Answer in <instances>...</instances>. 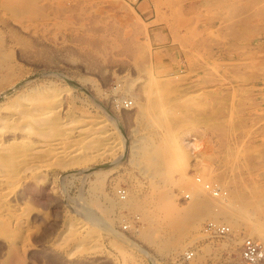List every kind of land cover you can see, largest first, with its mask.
Returning a JSON list of instances; mask_svg holds the SVG:
<instances>
[{
    "label": "rangeland",
    "instance_id": "obj_1",
    "mask_svg": "<svg viewBox=\"0 0 264 264\" xmlns=\"http://www.w3.org/2000/svg\"><path fill=\"white\" fill-rule=\"evenodd\" d=\"M0 69V264H244L253 230L228 229L194 176L237 177L235 203L264 220V0H0ZM14 104L49 120L9 118ZM145 138L162 174L137 161ZM196 187L208 206L187 231ZM210 219L226 233L202 234Z\"/></svg>",
    "mask_w": 264,
    "mask_h": 264
},
{
    "label": "bare ground",
    "instance_id": "obj_2",
    "mask_svg": "<svg viewBox=\"0 0 264 264\" xmlns=\"http://www.w3.org/2000/svg\"><path fill=\"white\" fill-rule=\"evenodd\" d=\"M60 1V0H59ZM38 2V1H37ZM53 2V1H52ZM120 3V2H119ZM36 4V3H35ZM29 5V4H28ZM56 5H59V4H56ZM192 11V10H191ZM113 13V12H112ZM183 13V12H182ZM186 13V12H185ZM212 33V32H211ZM11 53V52H10ZM21 55V54H20ZM1 61H3V60H1ZM12 61V60H11ZM7 62V61H6ZM5 66V65H4ZM14 72V71H13ZM16 72V71H15ZM0 74H1V69H0ZM4 74V73H3ZM2 75V74H1ZM9 75H11V74H9ZM2 77V76H1ZM9 77H11V76H9ZM13 77H14V75H13ZM17 77V76H16ZM19 78V77H18ZM15 79V78H14ZM10 81H11V79H10ZM15 81V80H14ZM17 81V80H16ZM3 82V81H2ZM13 82V81H12ZM7 83H9V81H8V78H7ZM3 84V83H2ZM6 84V83H5ZM4 84V85H5ZM10 85V84H9ZM7 86V85H6ZM148 87V86H147ZM3 88V86L1 87L0 86V90ZM5 88V87H4ZM129 89V88H128ZM157 91V90H156ZM158 92V91H157ZM128 93V92H127ZM24 94V93H23ZM20 95V94H19ZM41 95V96H40ZM39 96L40 97H42L43 95L42 94H40ZM46 96V95H45ZM10 98V97H9ZM12 98V97H11ZM133 98V97H132ZM28 99H33V96H32V98L30 97V98H28ZM43 99V98H42ZM30 100H28L29 102H30ZM38 100H40V98L38 99ZM26 101V100H25ZM35 101V100H34ZM162 101V100H161ZM19 102V101H18ZM156 102V101H155ZM15 103V102H14ZM23 103V102H22ZM26 103V102H25ZM158 103H159V101H158ZM49 104V103H48ZM155 104V103H154ZM13 105V104H12ZM28 105V104H27ZM140 105V104H139ZM156 105H158V104H156ZM6 106H8V105H6ZM25 106V105H24ZM37 106H38V104H37ZM150 106V105H149ZM9 107V106H8ZM38 108H39V106H38ZM54 108V107H53ZM139 108V107H138ZM53 110V109H52ZM152 110V109H151ZM41 111V110H40ZM49 111V110H48ZM230 111V110H229ZM46 110L44 111V110H42L40 113H39V111L37 110V108L36 107H34V106H30L29 108H27V107H25V108H23V107H21L19 104H14V106L12 107V111H11V113L9 114L10 116H9V118H13V119H15V120H21V119H24V120H30V121H33V122H35V123H46L48 120H46L44 117H45V115H46ZM165 113V112H164ZM38 114H40V115H38ZM47 114H49L48 112H47ZM177 114V113H176ZM179 114V113H178ZM228 116H229V114H228ZM9 118L7 119V120H9ZM47 118V117H46ZM49 118V117H48ZM60 119V118H59ZM149 119V118H148ZM148 119L146 120L147 122H148ZM152 119V118H151ZM1 120V119H0ZM19 120V121H20ZM57 120V119H56ZM68 120V119H67ZM154 120V119H153ZM4 121V120H3ZM54 121V120H53ZM60 121V120H59ZM58 121V122H59ZM63 122H64V120H62ZM152 121V120H151ZM10 122V121H9ZM50 122V121H49ZM48 122V123H49ZM75 122V121H74ZM77 122V121H76ZM155 122V121H154ZM61 123V122H60ZM60 123L58 124V126L60 125ZM52 124V123H51ZM97 124V123H96ZM158 124V123H157ZM166 124V123H165ZM38 125H40V124H38ZM45 125H47V124H45ZM86 126V125H85ZM51 127V126H50ZM56 128H57V125L55 126ZM79 127H81V126H78V128ZM12 128V127H11ZM23 128H25V127H23ZM45 128V130L46 129H48V128H46V127H44ZM159 128V127H158ZM28 129H30V127L28 128ZM40 129H42V128H40ZM83 129H86V128H83ZM18 130V129H17ZM26 130H27V128H26ZM88 130V129H87ZM16 131V130H15ZM14 131V132H15ZM29 131V130H28ZM30 131H32V129L30 130ZM60 131V130H59ZM49 132V131H48ZM45 133H47V132H45ZM98 133H100V132H98ZM172 133V132H171ZM170 133V134H171ZM72 134V133H71ZM104 134V133H103ZM38 135V134H37ZM63 135L65 136V134L63 133ZM30 136V135H29ZM32 136V135H31ZM47 136H50V135H47ZM46 136V137H47ZM53 136V135H52ZM59 136V135H58ZM20 137V136H19ZM45 137V136H44ZM61 137H62V134H61ZM23 138V137H22ZM51 138V137H50ZM65 138V137H64ZM70 138H72L71 136L69 137V139ZM88 138V137H87ZM137 138V137H136ZM2 139V138H1ZM5 139V138H4ZM17 139V138H16ZM26 139H27V136H26ZM55 139V138H54ZM60 139V138H59ZM66 139V138H65ZM64 139V140H65ZM148 139V138H147ZM29 140V139H28ZM31 140V139H30ZM35 140V139H34ZM53 140V139H52ZM51 140V141H52ZM64 140H62V141H64ZM67 140V139H66ZM141 140H143V144H142V147L139 145V148H140V150H138V152L140 151V157L139 158H137V161H138V159H139V162H140V159H141V162L143 163V165L145 166L144 167V169L146 170V171H150L151 173H156L157 174V172H159V170H160V158L158 159L157 158V156H158V152H154L153 151V149H154V147H155V145H153V147L150 145V144H153V142H152V139L150 140V142H152V143H150L148 140H146V138H145V140L144 139H141ZM140 140V141H141ZM176 140V139H175ZM15 141V140H14ZM20 141V140H19ZM42 141H44V140H42ZM56 141V140H55ZM54 140H53V142L56 144V142H55ZM58 141V140H57ZM1 142V141H0ZM30 142V141H29ZM60 142H61V140H60ZM59 142V144L61 145V143ZM73 142V141H72ZM171 142V141H170ZM173 142V147L175 146L174 145V141H172ZM4 143V142H3ZM2 143V144H3ZM26 143V142H25ZM58 143V142H57ZM63 143V142H62ZM65 143V142H64ZM106 143V142H105ZM164 143V142H163ZM165 143H166V141H165ZM176 143V142H175ZM2 144H0V145H2ZM27 144V143H26ZM59 144H57V145H55V148H57L58 150H60L61 149V146L59 145ZM68 144V143H67ZM104 144V143H103ZM156 144H158V143H156ZM162 144V143H161ZM170 144V143H169ZM50 145H51V142H50ZM49 145V146H50ZM63 145V144H62ZM64 145H66V143L64 144ZM63 145V146H64ZM132 145V144H131ZM137 145V146H138ZM165 145V144H164ZM12 146V145H11ZM37 146V145H36ZM42 147H44L43 145H41ZM52 146V145H51ZM51 146H50V150H54V148L53 149H51ZM57 146V147H56ZM60 146V147H59ZM158 146V145H157ZM167 146V145H166ZM165 146V147H166ZM168 146H170V145H168ZM167 146V147H168ZM39 147V146H38ZM41 147V148H42ZM45 147H47V145L45 146ZM69 147H72V146H69ZM131 147V146H130ZM134 148V147H133ZM155 148H157V147H155ZM159 148V147H158ZM163 148V147H162ZM34 149V148H33ZM32 148H31V150H33ZM37 149V148H36ZM57 149H55V150H57ZM62 149H64V151H65V148H62ZM111 149V148H110ZM136 149V148H135ZM163 149H165L166 150V148H163ZM162 149V150H163ZM168 149V148H167ZM2 150V148L0 147V151ZM4 150V149H3ZM35 150V149H34ZM42 150H43V148H42ZM49 150V149H48ZM54 150V151H55ZM57 150V151H58ZM99 150H100V148H99ZM161 150V151H162ZM11 151V150H10ZM29 151V150H28ZM53 151V152H54ZM61 151V150H60ZM63 151V150H62ZM61 151V152H62ZM68 151V150H67ZM156 151V150H155ZM168 151V150H167ZM17 152V151H16ZM51 152V151H50ZM71 152V151H70ZM137 152V151H136ZM165 152V151H164ZM169 152H170V150H169ZM22 153V152H21ZM32 153V152H31ZM47 153V152H46ZM49 153V152H48ZM57 153H60V152H57ZM108 153V152H107ZM162 153H163V151H162ZM69 154V153H68ZM157 154V155H156ZM221 154V153H220ZM58 155V154H57ZM138 155V154H137ZM167 155V154H166ZM19 156V155H18ZM28 156V154L26 155V157ZM51 156V155H50ZM67 156V155H66ZM69 156V155H68ZM163 156V155H162ZM161 156V157H162ZM20 157V156H19ZM45 157V156H44ZM47 157V156H46ZM8 158H9V156H8ZM32 158V160H33V158L35 159V157H31ZM63 158V157H62ZM19 160H20V158H19ZM23 160V159H22ZM25 160V159H24ZM29 160V159H28ZM163 160V159H162ZM217 160V159H216ZM219 160V159H218ZM3 161V162H2ZM35 160H33V162H34ZM50 161V160H49ZM8 161H6V159H3V156H2V160L0 161V163H3V165L4 164H6ZM18 162H20L21 163V160L20 161H18ZM29 162V161H28ZM27 162V163H28ZM33 162H31L30 161V163H33ZM140 162V163H141ZM164 162V161H163ZM9 163H11V161L9 160ZM8 163V164H9ZM19 163V164H20ZM22 163H24L25 165H26V163L25 162H22ZM45 163V162H44ZM18 164V165H19ZM23 164V165H24ZM216 164H217V162H216ZM22 165V166H23ZM139 165V164H138ZM163 165V164H162ZM2 166V165H1ZM9 166V165H8ZM11 166V165H10ZM21 166V165H20ZM45 166V165H44ZM28 166H26V168H27ZM164 167V166H163ZM13 168H14V164H13ZM17 168V167H16ZM31 168V167H30ZM162 168V167H161ZM216 168H217V166H216ZM165 169V168H164ZM210 169V168H209ZM218 170V169H217ZM7 171V170H6ZM3 172H5V171H3ZM15 172H17L16 170H15ZM6 173V172H5ZM162 174L163 172H159V174ZM1 174V173H0ZM8 174V173H7ZM158 174V175H159ZM9 175H13V174H10L9 173ZM205 177H207V178H210L212 181H216L218 184H220L225 190H226V195L224 196V197H221V198H217L218 200H219V202L218 203H220L221 205H222V207H219V208H226V209H218V211H222L221 212V214H223L224 213V220H223V222L225 221L226 222V224L227 225H229V227L227 226V228L228 229H232V227H233V229H235L234 227H238V225H240V223H242L243 222V224H245V225H248L249 227H251V229L253 230V232H254V235L256 236V238H257V240H259L261 243H263L264 244V220H261L259 217H258V214H257V211H259L256 207H254V205H251V207H250V204H249V201H247L246 200V198L245 199H243L244 201L242 202V204L241 205H238V204H236L235 203V200L236 199H238L242 194H241V192L244 190V185H243V183H240L239 184V180H238V178L237 177H235V176H233V175H231L230 173H225V172H216V171H214V173H209V171H207V170H205ZM5 176H6V174H5ZM4 176V177H5ZM154 176V175H153ZM160 176V175H159ZM201 176V175H200ZM4 177H1V178H4ZM12 178H13V176H11ZM15 177V176H14ZM163 177V176H162ZM202 177V176H201ZM7 178H8V180L10 181V178H9V176H7ZM167 178V177H166ZM14 179V178H13ZM205 179V178H204ZM13 181V180H12ZM6 182V181H5ZM196 182V181H195ZM194 182V183H195ZM5 184V183H4ZM158 184V183H157ZM196 185H200L201 187H202V185L201 184H199V183H195ZM242 184V185H241ZM7 185V184H6ZM12 185V184H11ZM200 186H198V187H200ZM197 188V187H196ZM6 189V188H5ZM194 190H195V188H193ZM202 189H203V187H202ZM202 189H200V188H197L196 189V191H195V194L193 195V197L191 198V200L188 202V204L186 205V207L184 208V209H186V211H184V213H177V216H176V220H179L180 222H182L183 224H181L182 226L184 225V222L186 221V223H185V227H188L187 228V231L189 230V229H191V228H193V226L194 227H196V225L199 223V221H200V218H201V213H203L204 211H206L205 209H207L206 207L208 206L207 204H208V201H207V198L205 197V195L203 194V190ZM154 190V189H153ZM163 192V191H162ZM248 192V191H247ZM166 193H167V191H166ZM242 193H244V192H242ZM156 194V193H155ZM169 194V195H168ZM168 194H165V193H163V194H161L160 195V200H165V202H166V204H167V198L170 196V193H168ZM245 194H247V193H245ZM0 195H1V193H0ZM157 195V194H156ZM158 195H159V193H158ZM134 196L133 195H131V193H129V191L126 193V195H125V197L123 198V199H121L120 198V196H119V198L121 199H119L118 198V201H116V203H118V204H121V207H122V205H131V206H135L136 205V201L138 200V199H135V198H133ZM145 197V196H144ZM162 197V198H161ZM209 197V196H208ZM212 196H210V198H211ZM136 198H138V197H136ZM209 198V199H210ZM169 199V198H168ZM216 198H214L213 199V201L215 200ZM120 200V201H119ZM159 200V201H160ZM163 200V201H164ZM171 201V199H169V201L168 202H170ZM115 202V201H114ZM162 202V201H161ZM156 203V202H155ZM168 204H170V203H168ZM167 204V205H168ZM217 204V203H216ZM219 204V205H220ZM0 205H1V203H0ZM4 205V204H3ZM142 205V204H141ZM160 205V204H159ZM163 205H165V203L163 204ZM172 206H174L173 204H171ZM171 205H168L169 207L171 206ZM136 206H139V204H137ZM135 206V207H136ZM171 206V207H172ZM134 207V208H135ZM144 207V206H143ZM158 207V206H157ZM161 207V206H160ZM167 207V206H166ZM168 207V208H169ZM175 210V209H174ZM224 210V211H223ZM219 212V213H220ZM144 213V212H143ZM146 213V212H145ZM144 213V214H145ZM176 213V212H175ZM218 213V214H219ZM143 214V215H144ZM217 214V213H216ZM148 214H146V216H147ZM151 215V214H150ZM149 216V215H148ZM175 217V216H174ZM145 218V217H144ZM147 218H149V217H147ZM150 219H152V217L150 216ZM174 222H175V220H174V218L172 219ZM213 220H215V219H213ZM147 221H148V219H147ZM152 221V220H151ZM222 222V221H221ZM149 223V222H148ZM174 224V223H173ZM223 224H225V223H223ZM225 224V225H226ZM177 225V224H176ZM187 225V226H186ZM150 226V225H149ZM180 226V225H179ZM185 227H183V228H185ZM150 228V227H149ZM156 228V227H155ZM177 228V227H176ZM173 229V228H172ZM155 230H157V229H155ZM178 230V229H177ZM181 229H179V231H180ZM186 230V229H185ZM167 231V230H166ZM169 231V230H168ZM231 231V230H230ZM145 232V231H144ZM153 232V231H152ZM182 232V231H181ZM202 232V231H201ZM235 232V231H234ZM176 233H178V232H176ZM185 233V232H184ZM184 233H182L180 236H178V237H176V239H173V248H175V249H177V248H179L183 243H184V241H185V235L186 234H184ZM144 234V233H143ZM147 234H149V232H147ZM203 234V233H202ZM232 234H235V233H233L232 232ZM151 235V234H150ZM230 235H231V233H230ZM226 236V235H225ZM144 237H147L146 235H144ZM230 237V236H229ZM93 238V237H92ZM148 238H149V236H148ZM151 238V237H150ZM175 238V237H174ZM230 239H231V237H230ZM120 244V243H119ZM118 244V245H119ZM172 246V245H171ZM182 246H184V244L182 245ZM193 258V257H192Z\"/></svg>",
    "mask_w": 264,
    "mask_h": 264
},
{
    "label": "built area",
    "instance_id": "obj_3",
    "mask_svg": "<svg viewBox=\"0 0 264 264\" xmlns=\"http://www.w3.org/2000/svg\"><path fill=\"white\" fill-rule=\"evenodd\" d=\"M125 107L131 104L130 100L124 101ZM194 180L201 184L203 189L214 198H221L226 195V190L218 184L216 181L203 179L199 174H195ZM117 194L124 198L126 192L123 188L117 189ZM185 198L189 197L186 192ZM226 226L217 220H208L202 227V233L208 237L222 236L226 233ZM185 256L190 258L193 256V250L188 249L185 252ZM239 258L244 264H264V244L259 240L249 236L243 235L239 244Z\"/></svg>",
    "mask_w": 264,
    "mask_h": 264
}]
</instances>
